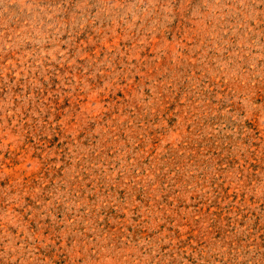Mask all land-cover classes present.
Instances as JSON below:
<instances>
[{
	"label": "rangeland",
	"instance_id": "1",
	"mask_svg": "<svg viewBox=\"0 0 264 264\" xmlns=\"http://www.w3.org/2000/svg\"><path fill=\"white\" fill-rule=\"evenodd\" d=\"M0 264H264V0H0Z\"/></svg>",
	"mask_w": 264,
	"mask_h": 264
}]
</instances>
